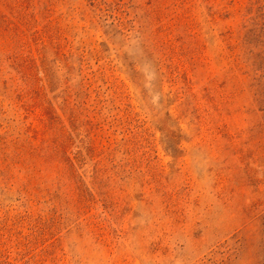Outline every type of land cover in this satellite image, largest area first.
<instances>
[{
  "label": "rangeland",
  "instance_id": "obj_1",
  "mask_svg": "<svg viewBox=\"0 0 264 264\" xmlns=\"http://www.w3.org/2000/svg\"><path fill=\"white\" fill-rule=\"evenodd\" d=\"M0 264H264V0H0Z\"/></svg>",
  "mask_w": 264,
  "mask_h": 264
}]
</instances>
